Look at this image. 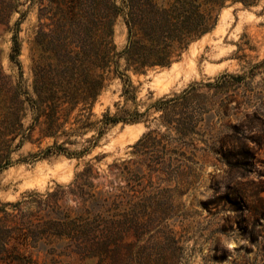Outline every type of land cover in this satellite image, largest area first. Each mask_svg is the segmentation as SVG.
<instances>
[{"label": "rangeland", "instance_id": "1", "mask_svg": "<svg viewBox=\"0 0 264 264\" xmlns=\"http://www.w3.org/2000/svg\"><path fill=\"white\" fill-rule=\"evenodd\" d=\"M111 3L0 0L1 128L7 125V106L14 102L15 89L32 93L37 77L54 76L71 64L74 51L90 43L84 28L71 25L70 14L78 10L88 14L93 8L105 12ZM115 3L119 5V0ZM16 32L19 53L12 59ZM199 39L173 66L128 71L135 100L122 95L118 76L106 81L92 108V120L105 113L121 116L147 110L140 120L110 123L97 138L96 130L72 137L73 143L66 145L71 154L34 157L53 141L38 139V128L32 140L19 147L15 139L11 164L0 171V205L43 199L57 185L71 184L89 163L93 169L87 188L101 192L99 206L93 197L87 202L89 218L98 231L114 238L110 249L116 247L83 260L76 253L50 255L30 244L21 249L24 254L38 264H55L52 256L61 264H96L99 259L101 264H264V0L253 5L227 3L214 29ZM112 40L117 51L126 41L119 15L114 18ZM224 73L244 75L245 80L226 91L202 85ZM191 85L203 96L173 112L176 117L192 116L194 132L179 137L174 130H165L159 118L163 111L156 103ZM31 117L27 111L24 127ZM154 129L175 139L156 135L158 145L133 148ZM95 140L88 152L78 155ZM33 192L37 195L30 196ZM25 201L19 206L22 211L43 214L35 202ZM59 203L75 209L80 199L70 194Z\"/></svg>", "mask_w": 264, "mask_h": 264}, {"label": "trees", "instance_id": "2", "mask_svg": "<svg viewBox=\"0 0 264 264\" xmlns=\"http://www.w3.org/2000/svg\"><path fill=\"white\" fill-rule=\"evenodd\" d=\"M236 2L253 5L258 0H119V5L112 0L105 12L93 8L88 14L81 10L71 13V25L84 28L91 41L74 51L70 55L71 64L54 76L42 74L40 78L37 77L32 93L26 89H15L14 102L7 106V125L0 127V171L11 164V144L15 139H18L16 147H19L23 141L32 140L37 128L40 133L38 139H53L50 145L35 153L34 157L41 158L49 154H71L66 145L73 143L72 137L83 135L89 130H96L97 138L110 123L140 120L147 110L139 112L134 109L121 116L105 113L102 119L92 120V108L106 81L111 75L118 76L123 83L122 95L135 100V88L128 71L145 73L151 68L171 66L192 42L214 29L219 12L227 3ZM117 15L122 17L126 26V41L119 51L112 40L113 23ZM82 20H86V24ZM18 53L16 32L12 36L11 58L16 59ZM244 80V75L224 73L216 81L202 85L214 89L221 86L226 91L231 85ZM20 96L24 98L20 99ZM202 96L197 92V86L191 85L178 96L156 103L163 111L159 118L165 130H174L179 137L194 132L191 115L178 113L176 117L173 112L176 107H183ZM27 111L31 112L32 117L24 127L22 120ZM156 135L168 141L175 139L169 133L154 129L144 134L133 148L158 145L160 139L156 140ZM95 143L96 140L78 155L88 152ZM4 148L7 149L6 153ZM124 162L121 164L124 165ZM92 169L93 166L86 163L71 184L66 187L57 185L43 199L0 205V264H38L30 254L21 251L28 244L50 255L69 256L76 253L81 260L101 256L102 252L115 251L116 247L110 249L114 238L103 230L98 231V225L89 218L92 210L87 202L93 197L99 206L101 193H90L87 188L91 185L89 177ZM70 194L79 196V207L67 208L59 203V200ZM24 201L35 202L38 212L42 210L43 214L39 217L37 212L33 215L30 210L22 211L19 206ZM52 260L55 264H61V260L54 256ZM101 262L99 259L96 264Z\"/></svg>", "mask_w": 264, "mask_h": 264}, {"label": "bare ground", "instance_id": "3", "mask_svg": "<svg viewBox=\"0 0 264 264\" xmlns=\"http://www.w3.org/2000/svg\"><path fill=\"white\" fill-rule=\"evenodd\" d=\"M223 11H224V9H223ZM206 35H207V33H206L205 35H203L202 37H204V36L206 37ZM202 37H201V38H202ZM199 40H200V39H198V40L192 42L190 45H193L194 43H196V42L199 41ZM175 64H176V62L172 63L171 66H173V65H175Z\"/></svg>", "mask_w": 264, "mask_h": 264}]
</instances>
